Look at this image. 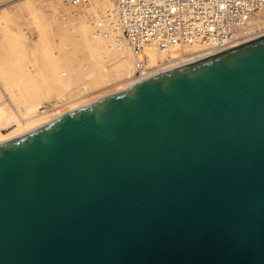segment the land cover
<instances>
[{"label":"water","instance_id":"95a60500","mask_svg":"<svg viewBox=\"0 0 264 264\" xmlns=\"http://www.w3.org/2000/svg\"><path fill=\"white\" fill-rule=\"evenodd\" d=\"M0 264H264V35L1 141Z\"/></svg>","mask_w":264,"mask_h":264},{"label":"bare ground","instance_id":"6f19581e","mask_svg":"<svg viewBox=\"0 0 264 264\" xmlns=\"http://www.w3.org/2000/svg\"><path fill=\"white\" fill-rule=\"evenodd\" d=\"M115 9V0H0V142L218 51L154 39L135 48ZM246 30L242 41L264 35V5Z\"/></svg>","mask_w":264,"mask_h":264},{"label":"built area","instance_id":"2783aa9c","mask_svg":"<svg viewBox=\"0 0 264 264\" xmlns=\"http://www.w3.org/2000/svg\"><path fill=\"white\" fill-rule=\"evenodd\" d=\"M115 3L122 32L135 48L154 39L161 46L199 44L218 53L247 42L242 41L248 35L247 21L264 5V0H115Z\"/></svg>","mask_w":264,"mask_h":264},{"label":"rangeland","instance_id":"374dc122","mask_svg":"<svg viewBox=\"0 0 264 264\" xmlns=\"http://www.w3.org/2000/svg\"><path fill=\"white\" fill-rule=\"evenodd\" d=\"M25 30H27L26 28H25ZM24 61H19V62H16V65L18 66V68L19 67H22V66H24ZM26 63L29 65L30 64V62H28V59L26 60Z\"/></svg>","mask_w":264,"mask_h":264}]
</instances>
